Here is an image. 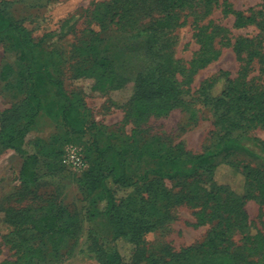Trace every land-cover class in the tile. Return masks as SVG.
I'll list each match as a JSON object with an SVG mask.
<instances>
[{"label":"rangeland","instance_id":"obj_1","mask_svg":"<svg viewBox=\"0 0 264 264\" xmlns=\"http://www.w3.org/2000/svg\"><path fill=\"white\" fill-rule=\"evenodd\" d=\"M108 1L1 0V6L37 45L31 61L30 53L18 45L15 32L0 35V74L5 64L12 67L6 80L0 77V129L8 115L20 128L27 120L24 103L30 64L61 80V91L78 105L85 126L94 121L100 127L72 134L64 124L47 117L43 108L23 135L24 148L40 159L36 182H21L22 157L0 146V263L21 264L23 251L29 247L35 253L29 264H103L96 250L100 245L110 250L111 230L103 216L89 217V199L80 192L77 176L61 164L63 149L72 139L87 149L95 133L100 146L112 141L122 147L128 159L127 176L135 181L148 168H168L165 154L190 157L213 145L220 131L212 110L199 95L202 81L226 70L231 78L264 89V56L249 61L246 51L237 54L233 47L239 36L264 44V0H187L173 10L171 28L149 33L139 30L148 27L151 17L129 12L118 22L112 12L103 13ZM235 12L255 21L235 27ZM71 16L69 32L61 35L60 25ZM161 42V51L172 50L179 61L176 67L181 72L176 77L183 80V93L178 105L166 114H133L127 101L133 95L135 77L148 62V46ZM200 46L203 50L211 46L219 53L204 66L192 67V59L202 52ZM118 77L125 80L121 86L107 90L100 86L106 78L116 81ZM54 88L47 80L39 81L37 91L47 108L63 102L54 96ZM4 109L10 111L2 114ZM206 167L211 168L215 182L228 185L226 193L231 190L240 197L216 207L204 187L206 175L201 171ZM204 168L190 177L150 175L141 183L142 214L149 227L137 243L138 258L133 264H197L225 246L226 254L241 251L237 264H246L264 251V125L245 128ZM60 208L71 216L67 223L72 233L55 243L30 229L18 235L6 221L7 211L27 210L35 219ZM232 208L235 211L229 212ZM228 214L235 219L226 220ZM216 232L220 235L214 237ZM249 236H255V241L250 242ZM248 244L260 245L258 253L248 256L244 249ZM117 246L129 261L133 243L119 237ZM258 264H264V259Z\"/></svg>","mask_w":264,"mask_h":264},{"label":"trees","instance_id":"obj_2","mask_svg":"<svg viewBox=\"0 0 264 264\" xmlns=\"http://www.w3.org/2000/svg\"><path fill=\"white\" fill-rule=\"evenodd\" d=\"M186 1L110 0L103 5L102 9L104 15L112 12V16H118V22L129 12L137 13L138 16L151 17L152 21L148 24V27L139 30V32L149 33L153 30L160 29L161 31L171 28L172 23L170 19L174 18V15H171L173 10L184 6ZM204 1L210 3L214 0ZM128 5L129 7L125 8V10L121 9ZM153 13H156L157 16L154 17ZM235 13V27H242L255 21L254 17L245 15L242 12ZM71 21H73V16L62 22L59 30L61 35L69 32ZM7 30L15 32L18 45L30 53V60L32 61L34 57L33 48L37 45V42L31 40L26 30L16 24L9 16L7 9L1 6L0 0V35ZM202 47L200 46L199 48L200 52L202 50L200 55L192 59L190 63L192 67L204 66L219 53V50L212 49L211 46L208 50H203ZM233 47L237 54L246 51L249 61L253 58L264 56V44H261V41L253 42L251 38L239 36L235 39ZM261 48L263 49L262 51ZM161 49H164L163 42L160 45H149L147 48L148 62L136 75L133 95L127 101L133 114L140 116L146 113L161 115L168 113L178 105L180 96L183 93V89L180 87V82L183 80H179L176 77V74L181 72V68L179 66L176 67V63L178 64L179 61L173 58L172 50L166 53L165 51L162 52ZM11 69L10 64L4 65L0 74L2 80L7 79ZM27 69L29 93L24 103L28 107V112L25 115L27 120L20 128L18 125L16 126L11 123L12 118L9 115L6 116L2 120L3 125L0 129V146L14 150L22 157V164L19 170L20 181L36 182L38 175L37 167L40 159L36 153L28 152L24 148L23 135L27 127L34 122L35 117L43 108V112L47 117L64 124L72 134L81 135L88 128L93 127L98 129L100 126H98L99 123L94 121L89 126H85V120L78 109V105L70 96L61 91V80L53 78L40 67L32 68L31 64L28 65ZM44 80L54 84V96H56V99L59 98L58 100L63 101L61 104L58 105L56 103L54 107L49 106L50 108H47L46 104L43 103L42 97L37 90L39 81ZM116 81H113L112 78H106L100 86L105 87L107 90L110 87L121 86L125 80L122 77H118ZM219 84L223 85L219 91H215V87H218ZM199 95L202 96V100L212 110L214 122L220 131L213 145L190 157L181 158L176 154H165L164 158L169 164L168 168H148L135 181H131L127 176L128 159L123 148L116 146L114 142L108 141L106 144L100 146L95 133L87 149L74 139L70 141L78 143L83 147L88 167L80 173L66 170L63 165L62 167L67 172L77 176L80 192L89 199V207H87L89 217L93 219L103 216L111 230L110 250L102 249L101 245L96 250L103 264H133L135 263V258H138V254L135 251L137 243L142 233L149 227L144 220L141 208L142 196L139 188L143 181L150 177V175L161 178H172L176 176L190 177L197 174L227 144L236 141L242 135V131L245 128L258 124L264 125V89H260L252 83L248 84L238 78H231L229 72L226 70H219L213 77L202 81L199 86ZM9 111L8 109H4L2 114ZM204 169L206 171L201 172L206 175L204 187L207 190V198H211L216 207L219 204H225L229 198L233 200L240 197L231 190L226 193V189H229L228 185L215 182L214 173H212L210 167ZM245 177L247 185L250 187L251 180L248 181L247 174H245ZM258 195H261V190H259ZM239 205L241 207L243 204ZM234 209L232 208L229 212L235 211ZM7 212L6 221L14 225V231L18 235H22L26 229H30L34 230L38 235H47L48 239L52 243H55L56 241H63L66 236L72 233L69 228L72 225H68L67 223V220L71 216L68 211L61 208L46 211L35 219L31 218L32 215L28 214L27 210L22 209ZM225 219H235V216L228 214L225 216ZM224 226H226L224 230L227 231V222H225ZM220 234L216 232V234L214 233V237ZM119 237L132 242L134 245L129 261L123 258L118 249L117 241ZM214 237L210 239L211 242H213ZM249 238H251L250 242L255 241V236H249ZM260 245L258 246L259 248L261 247ZM258 247L248 244L244 249L248 250V256H253L255 253H258ZM226 251L227 246L219 251L218 254L214 253L211 256H205L197 264H218L221 261L224 264H237L241 251L238 252L236 250L233 255L226 254L228 253ZM23 252L24 261L21 264L25 262L28 264L32 263L34 251L27 247ZM261 259H264V251H260L256 259L247 260L246 264H258ZM17 263L16 261H4L0 264Z\"/></svg>","mask_w":264,"mask_h":264},{"label":"built area","instance_id":"obj_3","mask_svg":"<svg viewBox=\"0 0 264 264\" xmlns=\"http://www.w3.org/2000/svg\"><path fill=\"white\" fill-rule=\"evenodd\" d=\"M61 164L71 172L84 171L88 167V162L84 157L83 147L78 143H68L63 149Z\"/></svg>","mask_w":264,"mask_h":264},{"label":"crops","instance_id":"obj_4","mask_svg":"<svg viewBox=\"0 0 264 264\" xmlns=\"http://www.w3.org/2000/svg\"><path fill=\"white\" fill-rule=\"evenodd\" d=\"M19 170H20V168H19Z\"/></svg>","mask_w":264,"mask_h":264}]
</instances>
